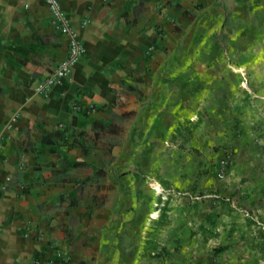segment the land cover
<instances>
[{
    "label": "crops",
    "instance_id": "0c3cea01",
    "mask_svg": "<svg viewBox=\"0 0 264 264\" xmlns=\"http://www.w3.org/2000/svg\"><path fill=\"white\" fill-rule=\"evenodd\" d=\"M59 2L35 93L66 38L0 0V264H264V0Z\"/></svg>",
    "mask_w": 264,
    "mask_h": 264
},
{
    "label": "built area",
    "instance_id": "2783aa9c",
    "mask_svg": "<svg viewBox=\"0 0 264 264\" xmlns=\"http://www.w3.org/2000/svg\"><path fill=\"white\" fill-rule=\"evenodd\" d=\"M50 13V23L56 31L66 38L67 52L66 55L54 64L49 72L38 79L34 85L35 93H42L49 90L52 86L60 84L69 78L72 67L78 59L85 53V48L79 36L74 31L70 16L62 9L59 0H43ZM27 7V3H24ZM229 165V158L225 157L220 162L217 177L222 178L224 172ZM153 190L157 194H161L163 190L160 186L154 185Z\"/></svg>",
    "mask_w": 264,
    "mask_h": 264
},
{
    "label": "trees",
    "instance_id": "16d2710c",
    "mask_svg": "<svg viewBox=\"0 0 264 264\" xmlns=\"http://www.w3.org/2000/svg\"><path fill=\"white\" fill-rule=\"evenodd\" d=\"M98 125H94V127H97ZM261 236H264V235H261Z\"/></svg>",
    "mask_w": 264,
    "mask_h": 264
}]
</instances>
